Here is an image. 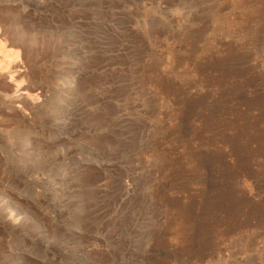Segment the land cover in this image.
Returning <instances> with one entry per match:
<instances>
[{"label": "rangeland", "instance_id": "rangeland-1", "mask_svg": "<svg viewBox=\"0 0 264 264\" xmlns=\"http://www.w3.org/2000/svg\"><path fill=\"white\" fill-rule=\"evenodd\" d=\"M0 33V264H264V0H0Z\"/></svg>", "mask_w": 264, "mask_h": 264}, {"label": "bare ground", "instance_id": "bare-ground-1", "mask_svg": "<svg viewBox=\"0 0 264 264\" xmlns=\"http://www.w3.org/2000/svg\"><path fill=\"white\" fill-rule=\"evenodd\" d=\"M3 27V26H2ZM7 28V27H6ZM6 28H3L4 29V31L3 32H5V30H6ZM0 34H2V33H0ZM4 34V33H3ZM21 37V36H20ZM19 37V38H20ZM11 41V40H10ZM11 43V42H10ZM14 44V43H13ZM22 45V44H21ZM19 46V45H18ZM23 46V45H22ZM22 53V52H21ZM9 53L8 52H6V54L5 55H8ZM22 55V54H21ZM9 57H10V59H9V61L8 62H6V64L5 65H2V66H0V99H4V100H6V102L7 103H18V104H20L21 105V107L22 108H24V109H29L31 106H29V104L28 103H26V101L24 100V98H23V94L21 95V94H18V92L20 91V90H22V91H24L25 90V92H28V91H26L27 89L29 90L30 88H28V84H24V85H21L22 83V81L21 80H16V78H18V76H20V74L23 72V71H21V73L19 72H17V71H20L21 70V67H23L24 65H23V63L25 62V61H23L24 60V58H25V56L23 55V59L21 58L20 59V61H18V60H16V58H18V53H16L14 56L16 57V58H14V57H11V55L9 54L8 55ZM13 56V55H12ZM9 57H7V59L9 58ZM22 57V56H21ZM26 59H29V57L28 58H26ZM27 62V61H26ZM26 62L24 63V64H26ZM27 65V64H26ZM4 69H5V71H6V69H7V71L6 72H10V74H7L9 77H10V79L12 80V78L11 77H14V79H13V81L12 82H14V83H16V88H17V90H14L12 93H11V90H12V88H13V86L10 84V83H12V82H7L5 79V73H3L4 72ZM25 72V71H24ZM12 73H15V75L14 74H12ZM23 74V73H22ZM6 75V76H7ZM14 75V76H13ZM22 78V77H21ZM20 79V78H19ZM14 83H12V84H14ZM31 85V84H30ZM34 86V85H33ZM37 86V85H36ZM30 87V86H29ZM32 87V86H31ZM33 89H34V87H33ZM19 90V91H18ZM21 91V92H22ZM8 92H10L11 93V95L8 93ZM16 92H17V94H16ZM40 93V92H39ZM16 94V95H15ZM38 95V94H37ZM37 97V96H36ZM33 103V102H32ZM34 105V104H33ZM33 109V108H32ZM20 120V122L22 121L21 119H19ZM1 121V120H0ZM3 122V121H2ZM17 122H19V121H17ZM25 122V121H24ZM32 123V122H31ZM34 123V122H33ZM32 123V124H33ZM21 124H23V123H20V124H18L19 125V127H20V125ZM26 124H27V122H26ZM25 124V125H26ZM32 124L30 125V126H32ZM4 125V124H3ZM28 125V124H27ZM16 126V125H15ZM15 126L13 127V128H15ZM18 126H16V128H17ZM22 127H26V126H22ZM28 128V127H27ZM18 129V128H17ZM17 129H14V130H17ZM26 129V128H25ZM29 129H30V127H29ZM32 129V128H31ZM21 130V129H20ZM22 131V130H21ZM23 131H24V129H23ZM27 131V130H26ZM34 132V131H33ZM36 132V131H35ZM29 134H30V132H28ZM32 133V132H31ZM34 134V133H33ZM36 136V135H35ZM23 138V137H22ZM25 138H28V140L29 139H32V138H30V137H26L25 136ZM30 141V140H29ZM30 143H32L31 141H30ZM32 145V144H31ZM3 180H4V178H2ZM3 189V188H2ZM1 190V189H0ZM2 191V190H1ZM5 192V191H4ZM3 192V193H4ZM15 205V204H14ZM10 210H11V212H13L14 213V215L15 216H20L21 215V209L19 208V207H16V208H14V206H13V208H12V206H10Z\"/></svg>", "mask_w": 264, "mask_h": 264}]
</instances>
